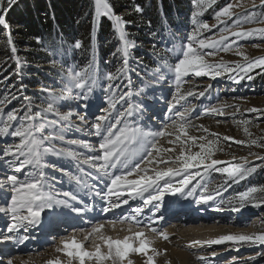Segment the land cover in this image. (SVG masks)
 Returning <instances> with one entry per match:
<instances>
[{"label": "snow or ice", "instance_id": "6c2138e0", "mask_svg": "<svg viewBox=\"0 0 264 264\" xmlns=\"http://www.w3.org/2000/svg\"><path fill=\"white\" fill-rule=\"evenodd\" d=\"M208 4H214L215 0H207ZM5 3L8 8L15 3V0H0V25L10 27L7 24L5 13L7 8L4 7ZM205 0H193V4L203 6ZM257 6L264 8V0H259L257 5L255 0H249V4L245 5L244 0H236V3H228L219 12L216 13L215 19L218 23H224L221 18H232L237 15L244 16V23H260L264 25V17L259 20L255 18L254 12L250 9H255ZM243 9L242 13H237L235 9ZM95 11L97 16H105L113 21L114 30L119 33V38L122 46L118 51L123 53L124 67L118 69L116 73L107 72L103 78L100 77L98 69L95 66V60L90 62L85 68L80 71L74 69H68L67 79L68 85L65 88L66 92H71L72 89L80 90L75 96L65 97L63 95L57 96L54 93H49L51 100L47 103V106L40 108L38 111L33 110V104L29 97L24 96L25 103L20 109H13L8 112H4V109L0 107V137L12 136L20 139V143L15 145H9L7 148L0 149V156L4 158H11L12 163H18V167L15 168L16 172H20L26 165L40 167L43 156L47 153H55L56 155H67L72 158H78V153L71 150L57 149L54 147V142L59 140L63 141V135H57L55 132V126L61 121H70L73 116H77L80 123L94 129L93 135L101 137V142L98 145V149L95 150L94 155H89L84 163L91 164L96 170L97 179L100 183L104 184V188L96 189L92 195L99 197L101 200L108 199L109 207H104L102 211L109 212L113 208L120 206L119 203H112L111 198L116 197L118 200L124 195L121 188L129 189V197L134 199L136 196L141 197L145 206L151 205L157 213L161 212L164 206V200L166 195L177 197L189 203L195 202L196 204L207 205L209 201L214 199V195L209 192L208 188L199 184L197 177L201 176V172L197 170L191 176L186 175V171L189 169L197 168L201 166L205 173L209 169L216 172L227 173L232 178L233 183H238L239 180H244L246 177L256 171V167H246L239 164H231V162L220 161L214 159V145L219 140V134L209 133L207 128L203 125L199 126L203 132L208 133L211 136L216 137V140L206 139L204 135L196 136L190 135L188 132L189 122L184 112L176 111V105L180 101L185 99V94L181 92V80L188 73H194L196 76H202L206 74H212L213 77L221 75L219 70L211 71L212 69H223L225 72H233L234 69L226 67L223 62L219 64H210L206 57L214 58L218 55L219 51L229 52L236 47L235 55L243 58V63L232 62L235 64L236 69H240L244 73H250L255 68L264 69V56L250 58L245 51H243L236 43L235 40L230 43H226L228 36L232 37H251L255 35L264 36V26L251 27L244 29L240 27V23L236 22L237 31H231L225 29L228 32V36L221 35L218 39H212L205 41L199 40V49H208L207 51H198L193 46L196 41L200 29H210L215 25H209L203 23L199 25L196 31L187 37V43L182 50V56L178 58L177 62L172 65L161 64L160 67H167L169 71L175 73L176 91L173 95V101L168 104V112L173 115L168 117L172 122V127L175 131L169 132L167 128H164L158 132L144 131L140 127V122L144 119L145 109L141 105L130 103L131 97L134 95L139 96V92L134 93L131 89V81L129 80L126 91H120L121 85L114 83L120 77V74H126L127 69V56L128 49L131 47L130 41L127 40L125 35V24L127 23L121 15L116 14L113 5L110 0H95ZM136 11H141L139 6L136 7ZM200 13L194 12L195 18ZM9 44H13L11 35L9 33ZM219 46V47H218ZM75 47H81L79 41L76 42ZM258 47V46H257ZM214 51L212 49H217ZM13 54L16 53V48H11ZM17 62V75L21 74V61L18 56L15 57ZM159 72V69H157ZM245 77H239L244 79ZM248 80L253 79L251 75H247ZM7 79V77H6ZM239 79L236 80L239 83ZM103 81V83H102ZM155 83H159V80H155ZM97 87H103V90L108 93L107 104L108 108L104 109L103 115L95 118L94 123H90L86 119L87 110L89 107V99L93 93V90ZM210 87V86H209ZM24 86L21 85V93L24 91ZM44 91V90H42ZM142 91V90H141ZM119 94L118 100L113 99L117 93ZM188 96L193 95L192 92L187 93ZM199 95L203 96L201 92ZM16 97L13 96V99ZM61 99H72L78 102V107L85 112V116H80L77 111H68L64 114H60L57 111L56 105ZM11 101H8L10 103ZM117 103L126 104L122 111L113 120L110 118L113 110L116 109ZM190 111V110H189ZM209 110H206V113ZM218 115H224L222 110L213 108L210 110ZM248 111H259L258 109H248ZM23 112V116L20 113ZM55 113L58 117L57 120H48L47 114ZM179 119V123L177 119ZM19 122V126H14L12 122ZM245 125L250 123L249 121H243ZM51 127L53 131L44 136L43 132L45 127ZM246 135L251 137V133L248 127L244 128ZM169 137L167 143L169 147H165L161 144L160 140L163 137ZM40 137V138H38ZM224 141H234L236 144H249L256 145L264 148V139L258 141L257 139L236 140L234 137L224 136ZM49 142V147H43L45 142ZM191 142L192 145L198 146L197 151L190 153L187 149V145ZM71 144L79 145L83 148H90L91 145L87 140L70 141ZM222 151V148L216 149ZM164 154V155H162ZM165 155L168 157L165 159ZM252 155V153H250ZM20 157H24L20 160ZM138 158V162H136ZM235 159V158H233ZM264 159V157H260ZM210 161V162H209ZM169 163H178L179 167H166L163 170H158L159 165H168ZM229 163V167H215L217 165ZM142 165H145L142 167ZM148 165H153L151 169L155 176H148ZM123 168V172L120 175H116L111 172V169ZM130 169V170H129ZM63 171V170H61ZM141 173H144L143 175ZM137 176V179H130L132 176ZM111 177L110 183L105 182V177ZM183 177L174 183L166 180V177ZM43 173H40V177L33 179L32 182H20L17 175H10L4 179H0V187H10L11 200L7 202V207H0V213L5 215L11 214L10 218L12 223L8 226L7 234L0 233V241H11L16 239L12 234L18 232L21 227L25 231L29 227H37L42 223V214L45 212L56 213L58 209H69L71 212L77 215L90 211L88 205L78 206L76 203L83 204V201L79 199L78 193L64 192L62 194L45 191V185L43 181ZM238 178V179H237ZM77 184H83V181L79 177H73ZM193 180H196V184H193ZM161 181L163 183L161 184ZM197 185L200 187V191H197ZM231 185H229L230 187ZM87 187V185H84ZM104 189H107L105 192ZM145 193L147 197L145 198ZM219 191H216L215 195H219ZM62 197V198H60ZM238 197L241 207L245 206L246 202L256 201L254 206H260L264 204V186L248 187L245 191L239 192ZM122 203L127 204L128 200H122ZM152 208L149 211H152ZM217 210H222L217 208ZM233 211H239L237 208H233ZM22 211H26V215H20ZM143 209L137 208L134 213H141ZM132 220H136V216L131 217ZM158 219H163V216H159ZM139 223V221H137ZM104 225L100 224L91 229V231L85 236L84 240H78L76 235L73 234L66 239L60 241V246L56 248V252L64 255L65 260H61L59 256L55 259H50L47 264H133V261L129 259L130 253L142 254L146 259L144 264H156L155 257L161 253L156 248H150L152 241L145 237L143 231H137L129 236L120 238H112L103 234ZM153 232L157 230L151 229ZM95 236L100 242L96 243L92 249L85 247V243ZM159 236L164 240L168 239V235L165 232H159ZM29 237L24 236L19 240L23 243ZM224 241H243L264 244V233L245 235V234H229L221 236L213 240H192L190 243L192 246L197 245H213L221 244ZM151 251V255L149 254ZM166 251V250H165ZM216 253H212L215 256ZM200 261H205L207 258L204 256L197 257ZM0 264H4V261L0 259ZM7 264H13V261L9 259ZM168 264V262H166Z\"/></svg>", "mask_w": 264, "mask_h": 264}, {"label": "rangeland", "instance_id": "374dc122", "mask_svg": "<svg viewBox=\"0 0 264 264\" xmlns=\"http://www.w3.org/2000/svg\"><path fill=\"white\" fill-rule=\"evenodd\" d=\"M256 4H259V0H255ZM228 3H236V0H215L214 4L209 5L207 0L203 6H198L193 4L191 7V16L188 23L187 34L183 41L177 42L179 46H174L175 41L172 44H168V48L172 51L170 58L168 60H162L163 64L172 65L177 62L178 58L182 56V50L184 45H186L187 37L190 36L193 31H196L199 28V25L207 23L209 25H215L210 29H200L196 41H194L193 46L198 49V51H207L208 49H199V40L204 39L205 41L218 39L221 35L228 36V32L225 29H230L231 31H237L236 22L240 23V27L247 29L251 27H261L260 23H244V16L237 15L232 18H221L224 20V23H218L215 19L216 13L219 12L224 6ZM245 5L249 4V0H244ZM255 14V18L259 20L261 17H264V8L257 6L255 9H250ZM237 13H242L243 9H235ZM200 13L195 18L193 13ZM125 31V29H124ZM235 40L237 45L247 53L250 58H255L259 56H264V36L255 35L251 37H232L228 36L226 43H230ZM178 41V40H176ZM135 44V43H134ZM258 46V47H257ZM132 47V46H131ZM131 47H129L131 49ZM219 47V46H218ZM217 51V49H212ZM236 47L229 52L219 51L218 55L214 58L206 57L210 64H219L223 62L226 67H231L234 69L233 72H225L221 69H212L211 71L219 70L221 75L213 77L212 74H206L202 76H196L194 73H188L181 80V92L185 94V99L180 101L176 105V111L184 112L185 116L188 119L189 126L188 132L190 135H204L206 139L216 140L217 138L209 135L199 129L200 125H203L204 128L209 130V133L219 134V140L217 144L214 145V159L220 161L231 162V164H239L246 167H256V171L246 177L244 180H239L238 183H233L232 178L227 175V173L216 172L212 169H209L207 173L204 172L203 167L199 169L193 168L186 171V175L191 176L197 170L201 172V176L197 177L196 180H199L200 185H204L208 188L209 192L214 195V199L209 201L207 205H203L205 208L198 210L197 207L193 208L196 204L194 201L188 203V201L182 200L177 197H172L171 195H166L164 200V206L171 205V207L179 206L180 208L186 207L185 204H192L190 210H182L181 213L171 218L164 224V226L159 227L156 225L154 228H161L159 232H164L165 228L169 225H175L181 230L191 229V228H226L233 229L238 232V234L245 235H254L264 233V204L260 206H254L258 203L256 201H249L245 203L244 207H241L238 193L245 191L248 187H259L264 186V179H256L258 171H264V148H261L256 145L245 144H236L234 141H224V136L234 137L236 140H245L257 139L260 141L264 139V69L255 68L250 73H244L240 69L235 68V64L232 62L243 63V58L235 55ZM130 50L128 49V55ZM127 73L120 74V77L114 83L121 85L120 91H126L127 88L124 85H127L129 80L131 81V89L134 93L139 92V96L134 95L130 99V103L141 105L146 111L144 114V119L140 122V127L144 131L158 132L164 128H167L169 132H173V137L175 136V131L172 127V122L168 117L172 116V113L168 112V104L173 101V95L176 91L175 83V73L169 71L168 68L159 72L153 70L150 74L138 75L137 71L132 70L129 66V59L127 56ZM96 68L98 69L99 75L103 78L104 74L107 73L99 68L95 63ZM121 69V68H120ZM117 72V71H116ZM115 71L113 73H116ZM247 75H251L253 79L248 80ZM245 77L244 79H239V77ZM239 79V83L236 80ZM155 80H159V83H155ZM103 83V81H102ZM210 86V87H209ZM99 89H102L99 91ZM142 90V91H141ZM48 91L49 93H54L57 96H75L80 90L72 89V91L66 92L65 89L61 87H52ZM192 92L193 95L188 96L187 93ZM203 92L204 95L201 96L199 93ZM119 92L116 94L113 99L118 100ZM28 96V94H24ZM107 96L103 90V87H97L93 90V93L89 99V107L86 114V119L90 123L95 122V118L103 115L104 109L108 108ZM51 96H49V101ZM65 103H57V111L62 115L68 111H77L80 116H85V112L78 107V102L72 99H66ZM48 101V102H49ZM33 104V110L38 111L40 108L47 106L46 104H39L34 100L31 101ZM38 104V105H37ZM4 109V112L10 111L6 105L0 106ZM124 107H127L126 104L117 103V107L111 113V119L114 122L115 116L119 111H122ZM19 107L18 109H20ZM216 108L222 110L224 115H218L213 113L210 110ZM258 109L259 111H248V109ZM190 110V111H189ZM206 110H209L206 113ZM20 116H23V112L20 113ZM48 120H57L58 117L55 113H49L46 117ZM177 122L179 123V119ZM243 121H249L247 125ZM14 126H19V122H12ZM248 127L249 132L252 134L251 137L245 134L244 128ZM53 129L46 126L45 131L43 132L44 136H48ZM55 132L57 135H63V141H55L54 147L57 149L71 150L78 153V158H72L67 155H56L55 153H47L43 156L41 160L40 167H34L26 165L20 172H16L15 168L18 167V163H12L11 158H4L0 156V173L5 178L10 175H17L20 182H32L33 179L40 177V173H43V181L53 180L58 181L60 177L68 176L73 178L74 173L72 172L73 167H76V162L80 159H83V155L87 153L89 149H98V145L101 142V137L93 135L94 129L85 126L80 123V120L77 116H73L70 121H61L57 126H55ZM40 138V137H38ZM169 137L165 136L161 138L160 142L165 147H169L167 141ZM81 141L87 140L91 145L90 148H83L79 143L73 145L70 141ZM20 143V139L17 137L7 136L0 137V149L7 148L9 145H15ZM52 146L49 142H45L43 147ZM222 148L223 150H216ZM187 149L190 153H194L199 150L198 146L192 145L191 142L187 145ZM252 153V155H250ZM164 155V154H162ZM168 157L165 155L164 157ZM235 158V159H233ZM24 157H20V160H23ZM138 162V158L136 160ZM210 162V161H209ZM229 163L217 165L215 167H229ZM3 166L7 170L3 172ZM145 165H142L144 167ZM149 171L147 172L148 176H155V173L151 170L153 165L147 166ZM158 170H163L166 167H179L178 163H169L168 165H159L157 166ZM123 169V168H119ZM63 170V171H61ZM117 170V169H111ZM130 170V169H129ZM142 175L144 173H141ZM130 178H138L137 176H132ZM183 177H166V180L175 184L176 181L182 179ZM238 179V178H237ZM196 180H193V184H196ZM163 181H161V184ZM229 185H231L229 187ZM45 190V189H44ZM201 189L197 185V191ZM46 191V190H45ZM216 191H219V195H215ZM132 201L130 197L124 198ZM201 207V206H200ZM143 209L141 213L134 212H122L121 217L131 218L133 215L136 216V220L141 223L140 225H135L133 223L124 222L129 224L131 227L136 229H143L151 226L153 223V216L162 215L163 218H168L170 213H157L155 209L149 211V206H145L144 203L140 207ZM220 208L222 210H217ZM233 208L239 209V211H233ZM114 209V208H113ZM162 210V209H161ZM149 213L146 216H143V212ZM163 211V210H162ZM20 215H26V211L19 213ZM168 214V215H167ZM200 215L202 218L196 219L197 215ZM211 214L215 215L216 218L206 220ZM86 220V219H84ZM160 220V219H159ZM80 222L78 221V224ZM112 223H119L112 222ZM97 224V223H94ZM94 224H90L89 227ZM8 225L0 226V233L3 232L7 234ZM221 226V227H220ZM39 227V226H37ZM88 227V228H89ZM36 227H29L27 231L23 227L19 229L18 232L12 233L16 235L17 233H23L26 236ZM4 229V231H3ZM62 229H69L67 224L64 221H60L52 229V236L59 240L62 236H67L71 233L68 230L62 231ZM148 229V228H147ZM195 229V230H197ZM72 230L75 231H84L81 227H75ZM36 231V229H35ZM36 233V232H35ZM84 236V234L82 235ZM83 239V237L81 238ZM86 247L92 249L95 245V242L89 240L85 243ZM17 248V247H14ZM11 256H3V261L7 262L9 258L14 256V251L12 250ZM212 253H216L215 256H212ZM26 256V255H25ZM204 256L207 259L205 261H200L197 257ZM264 264V244L252 243L250 241H228L223 244L221 249L207 251L206 253L193 250L191 251L190 257L188 256H171L165 253L156 260V264Z\"/></svg>", "mask_w": 264, "mask_h": 264}, {"label": "trees", "instance_id": "16d2710c", "mask_svg": "<svg viewBox=\"0 0 264 264\" xmlns=\"http://www.w3.org/2000/svg\"><path fill=\"white\" fill-rule=\"evenodd\" d=\"M110 3L127 22L125 35L132 45L130 68L138 75L166 69L160 65L171 56L168 44L175 41L174 46H179L177 42L188 33L192 0ZM137 6L141 11H136ZM4 7L10 27L0 25V106L6 105L10 111L18 109L25 103V93L31 101L46 104L50 96L47 90L68 85V69L80 71L93 60L106 72L124 67L123 53L118 51L122 46L119 33L111 19L96 15L95 0H15L10 8L6 3ZM77 41L79 48L75 47ZM16 56L21 61L20 75L16 74ZM21 85L25 89L22 93ZM256 179H264V171L259 170Z\"/></svg>", "mask_w": 264, "mask_h": 264}, {"label": "bare ground", "instance_id": "6f19581e", "mask_svg": "<svg viewBox=\"0 0 264 264\" xmlns=\"http://www.w3.org/2000/svg\"><path fill=\"white\" fill-rule=\"evenodd\" d=\"M97 149V148H96ZM96 149H89L87 150V153L83 155V159H80L78 162H76V167H73L72 172L74 173L73 177H79L83 184H77L75 179L63 176L60 177L58 181H45L42 182L45 185V190L49 192H55V193H64V192H72V193H78L79 199L83 201V204H79V202H73L76 203L78 206H84L85 204L89 206L91 209L90 211L86 213H82L77 215L76 213L71 212L69 209H58L56 213H49L45 212L42 214V223L51 217L55 220H59L57 225L60 221H64L69 229H62L68 230V232L71 231V233L67 236H62L59 238V240H56L52 233H49L46 236L42 237H35L33 235L28 236L29 238L27 240H24L23 243H20L19 240L22 239L24 236H26L23 233H17L14 235L16 239L11 241H0V255H7L11 256V251L13 250L15 254L12 256L11 259L13 261V264H47V261L50 259H55L57 256L60 257L61 260H65L66 257L60 253L56 252V248L60 246V241L62 239H66L70 237L71 235L75 234L78 240L83 241L85 236L91 231V229L97 225L103 224L104 229L103 234L106 236H111L112 238H120L122 239L124 236H129L134 232L137 231H143L145 233V237L152 241V244L150 248H156L160 251V255L155 257V260H157L162 253H165L167 255L171 256H188L190 257L191 251L198 250L201 252L206 253L207 251L211 250H218L223 247V244L227 243L228 241H224L221 244H213V245H197L192 246L191 241L192 240H213L217 239L224 235L229 234H238V232L234 231L233 229H226V228H214L212 230L206 229V228H200L195 230L194 228L191 229H185L181 230L175 225H169L165 228V233L168 235V239L164 240L162 237L159 236V230L161 228H155L157 231L153 232L151 229L154 228L156 225L159 227L164 226L165 223L171 218H174L178 214H180L182 210H190L192 208L191 204H182L187 205L186 207L180 208L178 205L171 207V205L165 206L162 208L161 213H170V216L168 218L158 219L160 215L153 216V223L151 226L143 229H136L135 227H131L129 224H125L124 222L133 223L135 225H140L141 223H137V220H132L131 218H123L121 217L122 212H134L135 209L140 208L143 204V200L141 197L136 196L132 201L128 200L127 204L122 203V200L124 198L129 197V189L121 188V191L124 193V195L118 200L116 197L111 198L112 203H119L123 204L125 207L124 211L121 213L115 211V209H111L109 212H104L102 209L104 207H109V200L103 199L101 200L99 197H95L92 195V193L99 188H104V184L100 183L97 179L96 170L92 167L91 164L84 163V161L87 159L89 155H94ZM3 172H6L7 170L3 166ZM111 172H114L116 175H120L123 172V169L119 170H110ZM5 177L1 175L0 173V179H4ZM133 179V178H130ZM137 179V178H134ZM111 177H105V182L110 183ZM84 185H87V187H84ZM105 192L107 189H104ZM145 198L147 197V193L144 194ZM62 198V197H60ZM11 200V189L10 187H0V207H7V202H10ZM189 203V202H188ZM195 205L193 208L197 207L198 210H201L205 208L203 204H193ZM150 208H152L151 205H148ZM201 206V207H200ZM149 208V209H150ZM154 208H152L153 210ZM148 212H143V216H146ZM172 215V217H171ZM210 215V214H209ZM11 214L5 215L4 213H0V226L2 225H8V223H12ZM171 217V218H170ZM196 219L202 218L199 214L195 217ZM216 218L215 215L211 214L207 217L206 220L214 219ZM86 219V220H84ZM203 219V218H202ZM78 221L80 222L78 224ZM119 222V223H112V222ZM42 223L39 225L38 228H36V234L40 233L39 229ZM97 223V224H94ZM90 224H94L93 226L89 227ZM81 227L84 229V231H75L72 230L75 227ZM89 227V228H88ZM221 227V226H220ZM4 231V229H3ZM52 232V229L50 230ZM3 233V232H1ZM84 234V236H82ZM83 237V239H81ZM89 240H92L96 243H99L100 241L95 237H91ZM88 240V241H89ZM17 247V248H14ZM86 247V245H85ZM166 250V251H165ZM149 254L151 255V251H149ZM26 255V256H25ZM0 259H3V256H0ZM129 259L133 261V264H144V260L146 257H144L142 254H136V253H130ZM4 264H7V262H4Z\"/></svg>", "mask_w": 264, "mask_h": 264}]
</instances>
